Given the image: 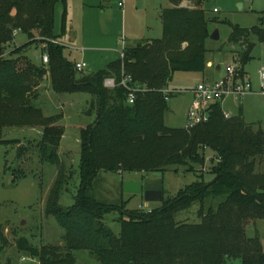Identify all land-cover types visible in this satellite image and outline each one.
<instances>
[{"label":"trees","instance_id":"obj_1","mask_svg":"<svg viewBox=\"0 0 264 264\" xmlns=\"http://www.w3.org/2000/svg\"><path fill=\"white\" fill-rule=\"evenodd\" d=\"M167 1L173 7L162 12L161 39L140 41L125 50V59L104 70L84 73L65 57L62 45L50 43L58 38L56 6H65L67 0H0V146L18 145L21 160L27 147L21 146L20 140H6L4 130L41 128L37 145L41 162L59 167L45 212L64 229L62 244L36 247L26 238L17 239L15 244L20 253L40 264H75V253L82 250L89 251L100 264H227L228 260L264 264L260 235L247 236L249 222L264 220V170L260 167L264 131L247 124L242 112L227 118L221 104L213 106L208 123L195 129L166 126L169 84L178 72L206 71V41L213 21L204 9L208 0ZM184 1L193 7L181 6ZM261 24L251 29L232 26L230 43L244 49L239 60L242 69L256 47L252 37L264 43ZM19 34L26 35L28 41L8 52ZM44 44L49 64L39 66L27 52ZM240 72L244 75V70ZM123 74L143 89L133 105H128L126 90L119 86ZM45 76L58 95L90 94L97 112L96 121L81 130V183L75 203L68 209L60 203L71 178L59 156L65 130L58 125L60 115L46 117L33 104ZM110 78L116 81L114 89L105 87ZM207 164L214 176L211 182L202 179L192 183L170 199H166L164 188L161 206L150 211L142 207L129 210L127 202L106 204L90 195L102 171L121 176L162 172L164 179L170 167L196 174L197 166ZM216 199L221 202L207 205ZM195 204L199 205L197 221L176 220ZM115 212L120 215L119 235L105 223V217ZM0 244L2 264L3 252L11 246L2 225ZM6 264L14 263L8 260Z\"/></svg>","mask_w":264,"mask_h":264},{"label":"rangeland","instance_id":"obj_2","mask_svg":"<svg viewBox=\"0 0 264 264\" xmlns=\"http://www.w3.org/2000/svg\"><path fill=\"white\" fill-rule=\"evenodd\" d=\"M154 2L157 5L163 3L162 0H150V4ZM142 4L148 7L146 12L151 11L147 0H142ZM135 6L133 4L130 10V0H102V7L90 9L88 16L84 17L80 14V10L73 11L72 16L68 1L65 6L59 3L55 10V33L61 35L62 42L60 40L59 42L63 44L65 57L76 64L85 63L87 67L84 73H91V69L93 71L106 69L112 61L120 59V51L123 48L133 47L134 40L141 38L144 32L148 33L144 38L161 39L162 29L158 27L155 11H151L152 18L147 21L150 26L149 30L141 25L142 20L139 22L140 26H137V19L142 17L143 12L141 10L137 12ZM204 9L207 11L209 20H213L209 23L211 33L218 31L219 34L217 41L211 39L206 41L207 61L222 66V70L216 74V77L222 79L227 76L226 67L239 65L236 62L240 60V54L244 50L241 45L230 43L232 26L251 29L262 25L261 23H264V0H208ZM215 9L218 10L217 13H214ZM64 11H66V23L63 27ZM72 30L76 34L72 33ZM138 30L139 33L135 35L134 33ZM27 41V36L24 34H19L16 38L18 46ZM251 41L256 44V47L252 52L251 60L245 65V71L253 79L246 77L253 85L259 81V72L264 70V43H259L256 37H252ZM33 60L35 64L41 65V60L38 58H33ZM241 70L243 71L242 67L239 71ZM212 79L209 75L203 76L198 73L178 72L173 76L169 84V92L172 94H167L169 96V108L165 116L167 127L185 128L186 116L191 105V95L187 89H193L199 81H211ZM49 92L53 94V101L50 100L45 86L41 87L38 98L33 104L38 108H43L46 115H60L58 125L64 128L65 133L59 148V156L61 163L71 176L62 192L60 203L62 207L68 209L74 205L81 183L79 174L81 130L96 121L97 112L93 106L94 98L90 94L58 95L50 88ZM249 102L241 104L245 105L247 121L253 123L254 130L264 131V97L254 98V104L260 111L249 108L251 106ZM58 103L64 104V108L58 106L56 109ZM35 129L39 132L28 128H6L4 130L6 140H20L21 146L27 147L21 160L17 155L18 145L0 146V225L3 226L11 242V246L3 252L2 264H6L8 260L14 264H40L37 259L18 251L15 245L17 239L26 238L36 247L60 246L63 242L62 237L65 235L64 229L58 225L56 219L53 216H47L45 212L47 197L57 179L59 167L41 162L37 145L41 140L42 129ZM212 155L213 153L207 155L208 159ZM260 165L261 170H264V158ZM210 167V164L204 167L197 166L198 173L196 174L186 173L184 168H179L176 172V167H170L164 177L166 199L174 198L179 191L202 179L206 183L211 182L214 176L209 173ZM21 173H24L25 177L18 176ZM150 176L151 174L143 173H125L121 176L102 171L95 180L94 189L90 195L106 204L121 206L122 202H127L129 210H136L141 204L143 210L148 211L149 208L159 207L161 203H146L141 195L125 193L122 183ZM220 202L221 199L209 200L207 205H217ZM198 210L199 205L195 204L191 210L178 214L176 220L178 222L197 221ZM119 217V213L116 212L105 217L106 225L116 235H119L121 231L117 221ZM256 234L260 235L264 246V220H258L255 224L248 223L247 236L253 238ZM75 258V264H100L89 251L85 250L77 251ZM227 264H241V261L228 260Z\"/></svg>","mask_w":264,"mask_h":264},{"label":"built area","instance_id":"obj_3","mask_svg":"<svg viewBox=\"0 0 264 264\" xmlns=\"http://www.w3.org/2000/svg\"><path fill=\"white\" fill-rule=\"evenodd\" d=\"M218 10L215 9L214 13ZM50 43L55 45H61V43L53 39ZM43 54L41 55L42 64H49V56L47 53V44H44L41 48ZM123 48L120 51L121 59H125V51ZM87 67L85 63H78L76 69L78 72H84ZM240 66L233 65L226 68L227 76L212 83H200L192 91L193 96L192 105L186 116V130H192L196 127L208 123L212 114V108L216 104H222L229 98H235L237 100L243 99L246 96L254 94L253 85L249 78L244 77L239 71ZM260 90L259 95L264 97V70L259 72ZM117 86L115 79H107L105 81V87L108 89H114ZM126 90L127 103L133 105L136 100V95L143 89L134 84L132 77L127 74H123V78L119 83ZM166 93H171L169 90ZM229 118L228 115H226Z\"/></svg>","mask_w":264,"mask_h":264},{"label":"crops","instance_id":"obj_4","mask_svg":"<svg viewBox=\"0 0 264 264\" xmlns=\"http://www.w3.org/2000/svg\"><path fill=\"white\" fill-rule=\"evenodd\" d=\"M68 1V6L70 7V11H71V15L73 16V14H72V12L73 11H75V10H80V14L81 15H83L84 17H86V16H88V11L90 10V9H92V8H94V9H96V8H98L99 6H101L102 7V0H67ZM148 1V3H149V8H151V11H155V18H156V20H157V24H158V27H160L161 29H162V37H163V24H162V19H161V15H162V12L165 10V9H168V8H172L173 7V5L172 4H170L167 0H162L163 1V3H162V5L161 4H159V5H157L156 4V2H154L153 4H150V0H147ZM133 4L134 5H136L135 6V10L137 11V12H140V10L143 12V15H142V17L140 18V17H138V19H137V22H138V25L137 26H140L139 25V22H140V20H142V24L141 25H144V26H146L147 27V29H149L150 30V26L148 25V20H150L151 18H152V13H151V11L150 12H146L147 11V8L146 7H144L143 6V4H142V0H130V10H131V8H132V6H133ZM132 5V6H131ZM181 6H184V7H189V8H192L193 7V4L191 3V2H188V1H184V2H182V4H181ZM153 11V12H154ZM63 17V16H62ZM146 22H147V25H146ZM210 30V29H209ZM72 33H74V34H76L75 33V31L74 30H72ZM139 33V30L137 31V32H135L134 34L135 35H137ZM147 34L148 33H146V32H144V35L141 37V38H136L135 40H134V42H133V47H135L140 41H147V40H153V39H150V38H144L145 36H147ZM210 34H211V30H210ZM62 35H63V32H62ZM86 36V35H85ZM18 37V35L15 37V40H14V42L9 46L10 47V49H8V52L9 51H11L13 48H15V47H20V46H22L23 44H25V43H22L21 45H17V43H16V38ZM57 40L59 41L60 40V37H61V35H57ZM138 39V40H137ZM210 39V38H209ZM61 42H62V40H60ZM62 46H63V44H62ZM133 47H131V48H133ZM207 48V47H206ZM40 50H41V47H39V46H37V45H35V46H32L29 50H28V52H27V56H33V58H38L39 60H41V55H40ZM119 50V49H118ZM38 54V55H37ZM119 60V58H117L116 60H114V61H112L110 64H112L113 62H116V61H118ZM33 62H34V60H33ZM41 62V65H42V60L40 61ZM239 64L240 65V62L238 61V62H236V64ZM34 64H35V62H34ZM230 64V63H229ZM37 65V64H36ZM228 65V64H227ZM238 65V66H239ZM227 68V67H226ZM105 69V68H104ZM104 69H99V71L100 70H104ZM222 70V66L220 65V64H217V63H212V62H210V61H208V64H207V69H206V71L204 72V73H198V74H202L203 76H210V77H212L213 79L211 80V81H206V80H203V81H199V83L198 84H200V83H212V82H215V81H217V80H220V78H218V77H216V74H217V72H219V71H221ZM243 70H244V77H249V74L245 71V66L243 67ZM91 72H98V71H93L92 69L90 70ZM251 80H253L251 77H249ZM254 82V81H253ZM197 84V85H198ZM196 85V86H197ZM46 86V91L48 92V95H49V97L51 98L50 100L51 101H53V94H51L50 92H49V88L50 89H52L51 88V85H50V82H49V79H48V77L47 76H45L44 77V80H43V82H42V84H41V86H40V88H39V91H40V89H41V87H45ZM48 86H49V88H48ZM195 86V87H196ZM194 87V88H195ZM193 88V89H194ZM193 89H187V92L188 93H190V95H191V97H190V101H191V105H192V101H193V96H192V94H191V91L193 90ZM253 89H254V94L253 95H250V96H247V97H245V98H243V99H240V100H237V99H235V98H229V99H227V100H225V102H223L222 104H221V107H222V109H223V111H224V114L225 115H228L229 117H234V116H237V115H239V113L240 112H242L243 113V116H244V119H245V121H246V123L247 124H249V125H251L252 127H254L252 124L253 123H251V122H249V121H247V119H246V112H245V105H241L243 102H249V104L251 105L249 108H251L252 110H254V111H260V109H258L256 106H255V104H254V98L255 97H257V96H259V97H261V95H259V90H260V80L258 81V82H256V84H253ZM168 90H169V88H168ZM173 90H175V89H173ZM53 91V90H52ZM170 91V90H169ZM48 98V97H47ZM247 98H249V99H247ZM37 100V99H36ZM191 105H190V107H191ZM239 105V106H238ZM58 106H61L62 108H64V104H56V109L58 108ZM190 107H189V109H190ZM42 111H43V113H44V109L43 108H40ZM189 111V110H188ZM44 115L46 116V117H51V116H54V115H46L45 113H44ZM97 116V115H96ZM64 118V117H63ZM84 129V128H83ZM33 131H37V133L39 132L38 130H36V129H33ZM41 134H42V132H41ZM136 174H138V173H136ZM130 181H139V178L138 179H134V180H130ZM164 188H165V178H164ZM142 205L141 204H139L138 205V208L137 209H139V207H141ZM161 206V205H160ZM159 206V207H160ZM159 207H156V208H159ZM152 209H154V208H149L148 209V211H150V210H152Z\"/></svg>","mask_w":264,"mask_h":264},{"label":"water","instance_id":"obj_5","mask_svg":"<svg viewBox=\"0 0 264 264\" xmlns=\"http://www.w3.org/2000/svg\"><path fill=\"white\" fill-rule=\"evenodd\" d=\"M209 38L217 41L219 39L218 31L212 32ZM163 189L164 180L162 172L152 173L150 177L139 181L128 180L123 183L125 193L141 195L146 203H161L164 199Z\"/></svg>","mask_w":264,"mask_h":264}]
</instances>
